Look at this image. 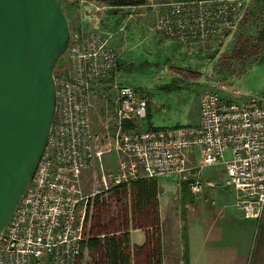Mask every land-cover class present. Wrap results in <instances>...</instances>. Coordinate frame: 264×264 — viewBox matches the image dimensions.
<instances>
[{
	"label": "built area",
	"instance_id": "2783aa9c",
	"mask_svg": "<svg viewBox=\"0 0 264 264\" xmlns=\"http://www.w3.org/2000/svg\"><path fill=\"white\" fill-rule=\"evenodd\" d=\"M244 8L245 0H171L162 3L155 29L202 52L218 41L223 28L235 25ZM64 57L63 72L54 75L56 109L45 147L0 232V264H75L85 253V214L92 210L89 199L101 190L82 194L80 177L109 150L108 133L100 137L93 131V88L109 79L118 55L109 34L92 26L70 32ZM245 96L231 99L206 90L196 124L126 129L146 116L147 100L132 86H120L114 108L118 127L111 140L121 157L104 177L102 190L140 177H167L187 181L190 192L199 195L204 184L198 175L220 163L222 185L234 191V207L243 217L258 219L264 208V95ZM197 148L193 162L190 154Z\"/></svg>",
	"mask_w": 264,
	"mask_h": 264
},
{
	"label": "rangeland",
	"instance_id": "374dc122",
	"mask_svg": "<svg viewBox=\"0 0 264 264\" xmlns=\"http://www.w3.org/2000/svg\"><path fill=\"white\" fill-rule=\"evenodd\" d=\"M60 1L71 33L97 26L109 34L118 55V76L113 68L109 79L93 88V131L100 137L108 133L105 143L109 150L82 172L84 195L104 189V177L121 157L111 140L118 127L114 108L120 86H132L147 100L146 116L131 124L138 129L157 128L152 127L154 122L161 127L195 124L200 96L206 90H216L231 99L264 95L260 92L264 67L259 68L264 62V0H245L235 25L223 28L218 41L202 52L191 51L155 29L162 3L171 0H146L141 5L126 6L121 13L119 7L102 0H86L83 4L78 0ZM87 13L92 17H85ZM102 17L106 18L103 22ZM113 17L114 22L108 19ZM64 67H56L54 75L61 74ZM184 186H188L187 181L181 182Z\"/></svg>",
	"mask_w": 264,
	"mask_h": 264
},
{
	"label": "water",
	"instance_id": "95a60500",
	"mask_svg": "<svg viewBox=\"0 0 264 264\" xmlns=\"http://www.w3.org/2000/svg\"><path fill=\"white\" fill-rule=\"evenodd\" d=\"M69 22L60 0H0V232L43 152L65 65Z\"/></svg>",
	"mask_w": 264,
	"mask_h": 264
},
{
	"label": "crops",
	"instance_id": "0c3cea01",
	"mask_svg": "<svg viewBox=\"0 0 264 264\" xmlns=\"http://www.w3.org/2000/svg\"><path fill=\"white\" fill-rule=\"evenodd\" d=\"M125 7H119V12ZM103 19L106 20L102 17V22ZM108 19L115 21L114 17ZM262 67L264 62L259 68ZM113 71L118 76L117 65ZM260 82L263 85L260 92L264 94V76ZM195 114L198 123V110ZM153 124L152 127H161L158 122ZM198 158L197 148L191 152L190 159L194 162ZM198 176L204 184L199 195L192 194L188 186L182 188L181 183L170 178L155 179L159 219L155 231L160 263L264 264V208L258 219L243 217L233 205L234 191L222 185L224 169L220 163L205 168ZM153 230V226L130 227V245H142L148 236H153ZM84 255L85 260L86 247ZM135 260L136 264L149 262V258L135 257ZM135 260L132 255L130 263L134 264Z\"/></svg>",
	"mask_w": 264,
	"mask_h": 264
},
{
	"label": "trees",
	"instance_id": "16d2710c",
	"mask_svg": "<svg viewBox=\"0 0 264 264\" xmlns=\"http://www.w3.org/2000/svg\"><path fill=\"white\" fill-rule=\"evenodd\" d=\"M146 0H102L113 7L137 6ZM132 123L126 124V129ZM157 182L140 177L126 186H115L95 193L90 199L91 213L86 211L83 227L87 229L85 245L89 261L81 254L75 264H131V256L149 258L147 264H161L156 228L158 226ZM89 221V224L87 222ZM153 226V236L142 245H130L129 228ZM136 264V260L135 263Z\"/></svg>",
	"mask_w": 264,
	"mask_h": 264
}]
</instances>
